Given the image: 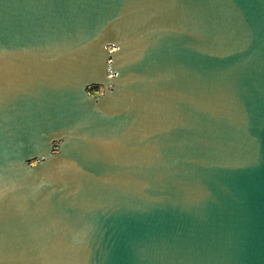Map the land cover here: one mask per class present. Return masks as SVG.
I'll use <instances>...</instances> for the list:
<instances>
[{
  "label": "water",
  "instance_id": "95a60500",
  "mask_svg": "<svg viewBox=\"0 0 264 264\" xmlns=\"http://www.w3.org/2000/svg\"><path fill=\"white\" fill-rule=\"evenodd\" d=\"M0 264H264V0H0Z\"/></svg>",
  "mask_w": 264,
  "mask_h": 264
},
{
  "label": "rangeland",
  "instance_id": "374dc122",
  "mask_svg": "<svg viewBox=\"0 0 264 264\" xmlns=\"http://www.w3.org/2000/svg\"><path fill=\"white\" fill-rule=\"evenodd\" d=\"M96 91V90H95ZM93 92V91H92Z\"/></svg>",
  "mask_w": 264,
  "mask_h": 264
}]
</instances>
